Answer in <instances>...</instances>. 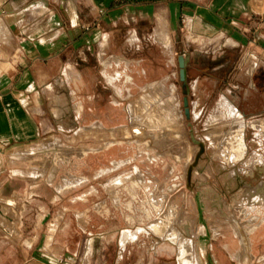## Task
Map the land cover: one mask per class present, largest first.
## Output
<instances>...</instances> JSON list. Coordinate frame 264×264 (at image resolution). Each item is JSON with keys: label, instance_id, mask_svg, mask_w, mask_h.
<instances>
[{"label": "rangeland", "instance_id": "374dc122", "mask_svg": "<svg viewBox=\"0 0 264 264\" xmlns=\"http://www.w3.org/2000/svg\"><path fill=\"white\" fill-rule=\"evenodd\" d=\"M0 1L1 6L10 3L15 6L16 0ZM92 2L104 7L111 0H50L53 15L48 12L41 20L47 22L52 16L53 25L67 30L72 24L71 11H77L82 21L88 3ZM136 4L131 6L129 0H116L102 10V65L92 61L98 76L102 67L106 77H102V85H106L102 87V97H96L94 102L93 93L79 87L81 78H72L79 74L76 68L84 69V62L80 60L74 64L76 67L69 63L64 73L74 88L67 84L69 93L64 95L59 120L70 123L69 107L73 103L74 111L81 117L78 124L60 126L55 136L44 135L42 142L6 147L2 151L5 169L11 170L14 177H21L16 172L18 169L32 170L33 155L27 161H18L10 159L9 154L15 148L37 146V150H42L37 162L43 169V176L37 182L48 183L58 191L59 184L74 186L58 193L59 206L53 210L58 208L64 213L68 210L70 224L75 229L139 232L134 247L145 253L139 257V264H150L148 259H154L153 264H178V244L163 240L150 229L168 212L179 240L193 250L198 261L202 253L212 252L218 243L224 244L230 234L235 241H241V249L253 258L252 249H257L253 234L264 226V169L260 163L248 167L247 160L255 152L264 155V132L258 133L249 123L264 117V112L251 117L242 108L249 97L245 50L241 45L227 42L232 31L228 32L225 26L200 37L189 21L195 16L193 13H169L164 8L166 3L139 0ZM115 7H120L122 13L116 26L104 21L105 11ZM111 31L114 35L108 38ZM98 48L93 49L95 53ZM81 54L86 58L85 52ZM180 55L186 60L184 81L180 78ZM113 74L120 77L112 83ZM143 97L149 103L143 104ZM227 99L238 108L245 122L242 132L245 149L230 140L237 114L234 117V108ZM77 103L81 105L80 112L75 108ZM129 104L136 106L133 116ZM53 112L57 113V109ZM150 112L159 117L170 116V120L152 124ZM44 124L49 128L50 120L45 118ZM135 127L142 128L143 135L137 136ZM56 142L62 151L53 150ZM111 143L114 144L108 147ZM84 148L99 150L82 155ZM47 175L53 177V183L48 182ZM127 181L144 189H139L138 200L133 201L136 213H140L146 196L154 205L156 217L148 226L139 221L131 224L126 218L133 198L119 185ZM117 186L121 203L115 201ZM78 196L79 201H74ZM102 202L108 212L102 208ZM79 210H87L91 215L88 222L87 212L79 214ZM10 215L17 219L18 212L13 209ZM2 220L1 229L17 226L16 220L14 223L3 217ZM250 220L254 226L249 227L251 232L247 234L244 225ZM58 226L65 227L66 220L62 222L61 218ZM135 258L134 254L129 255L126 264H138ZM249 262L264 264V255Z\"/></svg>", "mask_w": 264, "mask_h": 264}, {"label": "crops", "instance_id": "0c3cea01", "mask_svg": "<svg viewBox=\"0 0 264 264\" xmlns=\"http://www.w3.org/2000/svg\"><path fill=\"white\" fill-rule=\"evenodd\" d=\"M114 1L116 0H111L104 7H99L93 2L88 3V10L85 11L82 21L78 18V12L72 10V24L67 30L53 25L52 16L47 22L41 20L42 15L48 12L53 15L49 6L50 0H16L15 6L12 3L0 6V222L3 221L2 217L11 223L15 220L17 222L13 229L0 228V264H126L132 254L139 264V257L145 254L143 249L134 247L139 232L130 231L137 234L136 237L125 239L124 235L128 230H123L120 234L89 227L84 230L75 229L70 224L68 210L67 213L58 208L53 210L59 206V194L74 186L59 184L57 188L60 192L48 183L37 182L42 178V166L37 162L42 150H37V146L27 149L15 148L9 154L10 159L18 161H27L33 155L35 163L32 170H16L21 177H14L11 170L5 169L2 156L6 147L42 142L44 135L55 136L60 126L65 128L78 124L81 117L74 111L73 103L69 107L70 123H60L59 120L60 111L64 108V95L68 92L67 84L71 89L74 88L72 83H68L64 73L69 63L74 67L80 60L84 62V69L80 71L76 68L79 74H74L72 78H81L79 87L93 93L94 102L96 97H102V87L106 88V85H102V77L105 75L101 67L98 76L92 61L102 65V10L110 7ZM136 1L139 0H129L130 5L137 6ZM146 1L166 3L164 8L175 15L193 13L195 16L189 19L193 27L191 28L198 32L200 37L224 26L228 32L232 31V37L227 42L241 45L245 50L244 58L248 62L246 75L249 81L246 90L249 97L247 103L242 104V108L246 114L252 115L251 117H257L260 114L256 113L264 112V13H261L264 11V1ZM120 10V7H115L105 11L104 21L116 26V21L122 14ZM112 34L114 35V31H111L108 38H111ZM96 46L99 48L95 53ZM78 49L79 53H75ZM81 51L85 52L86 58L82 57ZM7 61L11 63L10 68ZM114 81L111 80L112 83ZM107 84L112 88L108 82ZM70 92L72 95V91ZM226 101L239 112L229 99ZM54 108L57 113L53 112ZM239 114L242 116L240 112ZM45 118L50 120L49 128L44 124ZM38 166L41 167L39 176ZM117 188L115 189L118 195ZM123 188L128 190L127 186ZM53 190L56 191L55 194ZM80 196L74 201H79L77 199ZM9 201L14 204H8ZM115 201H119V198ZM131 206L130 203L128 208L131 209ZM148 206L154 209L149 198ZM102 208L106 209V212L109 211L104 202ZM13 209L18 212L17 219L10 215ZM4 210L7 213H4ZM78 212L80 214L87 210ZM89 217L91 218V215L87 212L86 222ZM61 218L62 222L66 220V226L63 228L58 226ZM55 223L57 224L51 232ZM263 231L264 226H260L253 234V245L257 248L252 249L253 258L245 249H241V241H235L231 234L226 236L224 244L218 243L212 252L202 253L199 261L195 259L193 250L186 256L193 260L194 264H249V261L264 255ZM177 249L178 264H182L178 245ZM148 260L150 264L154 263V259Z\"/></svg>", "mask_w": 264, "mask_h": 264}, {"label": "bare ground", "instance_id": "6f19581e", "mask_svg": "<svg viewBox=\"0 0 264 264\" xmlns=\"http://www.w3.org/2000/svg\"><path fill=\"white\" fill-rule=\"evenodd\" d=\"M1 2V1H0ZM0 6H1V3H0ZM120 59V58H119ZM115 60V59H114ZM109 61H111V60H109ZM117 62V61H116ZM107 63V62H106ZM118 63V62H117ZM107 66V65H106ZM120 74H118L117 76H111L110 75V77H111V79H110V77H109V79L110 80H116L117 79V77H120L119 76ZM142 102H143V104L145 103V104H147V103H149V100L147 99V97H143L142 98ZM132 103V102H131ZM140 105H142V103L140 104ZM225 105V104H224ZM223 105V106H224ZM134 106L135 105H133V104H129V109H130V112H131V114H132V116H133V114L135 113L134 112V110L136 111V106H135V108H134ZM146 106V105H145ZM228 106H230V105H228ZM142 107H144L143 105H142ZM150 106H148V108H149ZM75 108L77 109V111L78 112H80V108H81V106H80V104L79 103H77L76 105H75ZM225 108V107H224ZM230 108H231V106H230ZM228 110V109H227ZM232 110H233V108H232ZM141 111V110H140ZM232 113H235L234 114V117H235V115L237 114V123L234 125V128H233V133H232V136L230 137V140H231V142L233 143V144H235L236 146L238 145L239 147H241V148H246V144H245V140H244V138H243V130H245V129H243V119H242V116L239 114V112L237 111V110H235V108H234V112H232ZM136 114V113H135ZM141 114V113H140ZM142 114H143V112H142ZM149 114V113H148ZM144 115V114H143ZM158 114H156V113H154V112H150V116H149V121H150V123H152V124H156V123H162V122H164L165 120H170V116H166V117H159V116H157ZM140 116V115H139ZM138 116V117H139ZM146 116V115H145ZM144 116V117H145ZM228 116V115H227ZM134 117H135V115H134ZM137 117V118H138ZM144 117H142V120H143V118ZM228 117H230V116H228ZM133 118V117H132ZM137 118H135V119H137ZM147 118V117H146ZM134 119V120H135ZM147 123H148V121H147ZM245 123V122H244ZM146 125H148V124H146ZM245 125V124H244ZM249 125L251 126V127H254L255 129H256V131L259 133V132H264V118H257V119H254V120H251L250 121V123H249ZM153 126V125H152ZM144 129V128H143ZM126 132H127V134H129L130 132L128 131V130H125ZM135 133H136V135L137 136H140V135H143V130H142V128H140V127H135ZM257 133V134H258ZM120 143V142H119ZM112 144H114V143H111V144H109V145H107L108 147L109 146H111ZM62 146L60 145V143L58 142H56V146H55V148L53 149V150H59V151H62L61 148ZM50 149V148H49ZM52 150V151H53ZM99 149H97V148H84L83 150H82V155H86V154H88L89 152H96V151H98ZM31 150H29V152H30ZM47 152V151H46ZM51 152V151H50ZM49 152V153H50ZM25 153V152H24ZM23 153V154H24ZM41 152H39V154H40ZM21 154V153H20ZM28 154V153H27ZM45 154V153H44ZM29 155V154H28ZM58 155V154H57ZM18 156V155H17ZM20 156V155H19ZM27 156V155H26ZM27 157H29V156H27ZM26 157V158H27ZM23 158H25V157H23ZM257 163H260L262 166H263V169H264V155L263 154H260V153H258V152H255V154H251V156H250V158L247 160V164H248V167H250V168H253V167H255L256 166V164ZM39 167V166H38ZM41 167H39V169H40ZM43 170V169H42ZM49 173H50V171H49ZM49 173H47V174H49ZM39 174L41 175V169H40V172L38 173V176H39ZM51 174V173H50ZM54 174L52 173V176H53ZM41 176H43V175H41ZM47 176H50L51 177V175H47ZM47 177L46 179L47 180H49V181H52V179H53V177ZM30 178V177H29ZM49 178V179H48ZM263 183V182H262ZM264 186V185H263ZM260 190H262V189H260ZM8 204H10V205H13L14 203L12 202V201H9L8 202ZM172 212V211H171ZM255 219V218H254ZM254 221H246L245 222V225H244V231L245 232H247V234H249V232H251L250 231V228L249 227H253L254 225ZM150 229L152 230V232L154 233V234H156L157 236H159L160 238H162L163 240H171V241H173V242H176L177 244H178V247H179V252H180V260H181V262H182V264H194V262H193V260H190L189 258H187V254H188V252L189 253H191V251H188V249H187V246H186V243L185 242H183V241H180L179 240V233L175 230V228L173 227V225L171 224V214L168 212V213H166L165 215H163L162 216V218L159 220V222H157V223H153L152 225H151V227H150ZM141 231H143V230H141ZM136 232V231H135ZM138 233V232H137ZM136 235L137 234H135L134 232H130V231H127V232H125V239H129V238H135L136 237ZM124 242V241H123Z\"/></svg>", "mask_w": 264, "mask_h": 264}, {"label": "flooded vegetation", "instance_id": "af4514ba", "mask_svg": "<svg viewBox=\"0 0 264 264\" xmlns=\"http://www.w3.org/2000/svg\"><path fill=\"white\" fill-rule=\"evenodd\" d=\"M119 186L122 187V188L124 186L125 187L127 186L128 190H126V191L133 198V200L129 201L131 203V205H132L131 209H128L130 212H128L126 214V218L129 221V223L134 224L136 221L141 222V224H149V223H151V221L153 220L154 216L156 217V213H155V210L151 206H148V197L147 196H146V199L142 201V206L140 207V210H141L140 213H136L134 211V209H133V206H134L133 201L138 200L139 189L143 190L142 187H139V185L137 186V185H135L133 183H130L129 181L123 182ZM118 198H119V201L122 202L119 190H118ZM126 203H128V202H126ZM131 210H133L134 213L131 212ZM133 215H136V216H133Z\"/></svg>", "mask_w": 264, "mask_h": 264}, {"label": "water", "instance_id": "95a60500", "mask_svg": "<svg viewBox=\"0 0 264 264\" xmlns=\"http://www.w3.org/2000/svg\"><path fill=\"white\" fill-rule=\"evenodd\" d=\"M178 60H179V66H180V78L182 81H184L185 76H186V72H185L186 60L183 55H180Z\"/></svg>", "mask_w": 264, "mask_h": 264}]
</instances>
